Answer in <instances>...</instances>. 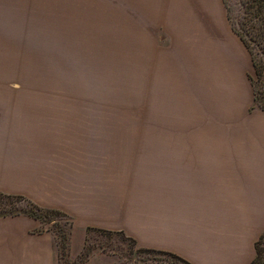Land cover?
Wrapping results in <instances>:
<instances>
[{"label":"crops","instance_id":"1","mask_svg":"<svg viewBox=\"0 0 264 264\" xmlns=\"http://www.w3.org/2000/svg\"><path fill=\"white\" fill-rule=\"evenodd\" d=\"M34 6L165 9L167 17L184 19L172 23L232 32L223 0ZM243 51L242 64L221 66L226 74L212 82L205 107L197 109L198 120L204 110L205 126L182 128L179 138L163 144H122L108 139L122 135L71 127L53 109L37 106L48 103L0 98V192L65 213L69 259L96 229L121 232L139 247L191 264H250L264 234V111L254 106L245 73L252 61ZM0 264H61L56 235L29 215L0 217ZM81 264L99 263L88 256Z\"/></svg>","mask_w":264,"mask_h":264},{"label":"rangeland","instance_id":"2","mask_svg":"<svg viewBox=\"0 0 264 264\" xmlns=\"http://www.w3.org/2000/svg\"><path fill=\"white\" fill-rule=\"evenodd\" d=\"M53 1L0 0V98L48 103L37 106L53 109L71 127L122 135L108 138L122 144H163L179 138L182 128H203L204 110L198 120L197 109L205 107L212 82L226 74L221 66L242 64L240 49L250 57L229 20L232 32L224 35L211 26L172 23L184 19L167 17L165 9L34 6ZM240 1L224 0L236 22ZM51 219L68 232L66 219ZM256 248L254 264H264V234ZM141 249L121 232L95 229L87 231L75 259L66 250L60 260L81 264L93 256L99 264H143L156 256L163 264H182Z\"/></svg>","mask_w":264,"mask_h":264},{"label":"trees","instance_id":"3","mask_svg":"<svg viewBox=\"0 0 264 264\" xmlns=\"http://www.w3.org/2000/svg\"><path fill=\"white\" fill-rule=\"evenodd\" d=\"M224 5L232 29L244 43L251 57L253 75L250 76V82L253 89L254 106L264 111V0L240 1L242 14L237 22L230 15V10L225 2ZM20 204H22L23 207L20 206ZM19 214L29 215L40 221L47 230L52 231L56 235L59 252L63 254L66 250L68 252V236L71 228V221L65 213L59 210L41 208L22 195L4 194L0 192V217ZM51 216H60L66 219L69 225L68 232L65 231L59 223L52 220ZM49 222H53L54 225L52 228L46 225ZM131 241L136 244L135 240L132 238ZM257 242L255 243L256 253ZM141 251L147 254H162L182 264H191L182 257L168 251L149 248H142ZM255 257L250 264H254ZM142 262H162V259L154 256L146 258Z\"/></svg>","mask_w":264,"mask_h":264}]
</instances>
